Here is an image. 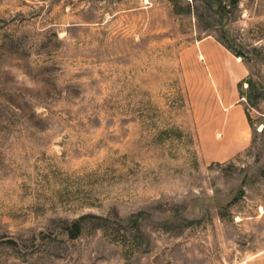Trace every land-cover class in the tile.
Masks as SVG:
<instances>
[{
  "label": "rangeland",
  "instance_id": "obj_1",
  "mask_svg": "<svg viewBox=\"0 0 264 264\" xmlns=\"http://www.w3.org/2000/svg\"><path fill=\"white\" fill-rule=\"evenodd\" d=\"M0 264H264V0H0Z\"/></svg>",
  "mask_w": 264,
  "mask_h": 264
},
{
  "label": "crops",
  "instance_id": "obj_2",
  "mask_svg": "<svg viewBox=\"0 0 264 264\" xmlns=\"http://www.w3.org/2000/svg\"><path fill=\"white\" fill-rule=\"evenodd\" d=\"M208 44L207 43L203 44V47H204L203 52H202L203 54L200 57L202 59H204V57H206L207 60H209L210 62H214L215 61L214 59H216V58H215L214 54L210 50H208V48H207ZM223 55H224V53H223ZM224 57L227 60H229L230 62H234V61H232V59L228 58L226 55H224ZM221 70H222L221 78L223 80L222 89H221V87H219L217 80L213 76L214 84H215L216 89L218 90L219 94L221 95L222 99L227 102L228 98H229V93H230L229 91H230L231 86L234 85L236 82H238L240 79H242L244 77L245 72L236 63H234V64L229 63L228 64V63H224L223 60H222V62L218 60L217 67L215 65L213 66L212 73H219ZM235 109H239V105L235 106ZM229 124L231 126L232 136L235 137L234 140L239 142L238 138L241 137L242 135L245 136V133L243 132L241 134V132H240L241 130L238 131L237 128L235 127V125H233L231 123H229ZM240 142H241V140H240Z\"/></svg>",
  "mask_w": 264,
  "mask_h": 264
},
{
  "label": "bare ground",
  "instance_id": "obj_3",
  "mask_svg": "<svg viewBox=\"0 0 264 264\" xmlns=\"http://www.w3.org/2000/svg\"><path fill=\"white\" fill-rule=\"evenodd\" d=\"M238 59L240 60V57Z\"/></svg>",
  "mask_w": 264,
  "mask_h": 264
}]
</instances>
